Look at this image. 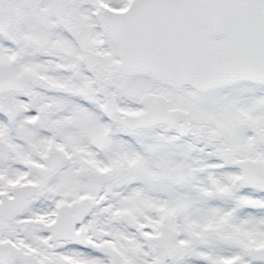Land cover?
I'll list each match as a JSON object with an SVG mask.
<instances>
[{"label": "snow or ice", "instance_id": "1", "mask_svg": "<svg viewBox=\"0 0 264 264\" xmlns=\"http://www.w3.org/2000/svg\"><path fill=\"white\" fill-rule=\"evenodd\" d=\"M0 264H264V0H0Z\"/></svg>", "mask_w": 264, "mask_h": 264}]
</instances>
